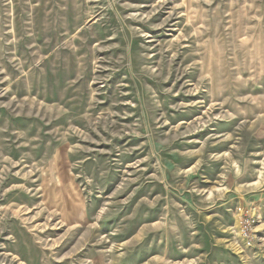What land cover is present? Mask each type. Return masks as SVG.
I'll use <instances>...</instances> for the list:
<instances>
[{
    "label": "rangeland",
    "instance_id": "rangeland-1",
    "mask_svg": "<svg viewBox=\"0 0 264 264\" xmlns=\"http://www.w3.org/2000/svg\"><path fill=\"white\" fill-rule=\"evenodd\" d=\"M0 264H264V0H0Z\"/></svg>",
    "mask_w": 264,
    "mask_h": 264
},
{
    "label": "built area",
    "instance_id": "built-area-1",
    "mask_svg": "<svg viewBox=\"0 0 264 264\" xmlns=\"http://www.w3.org/2000/svg\"><path fill=\"white\" fill-rule=\"evenodd\" d=\"M259 214L253 206L240 208L237 216V235L244 248H253L257 238Z\"/></svg>",
    "mask_w": 264,
    "mask_h": 264
}]
</instances>
